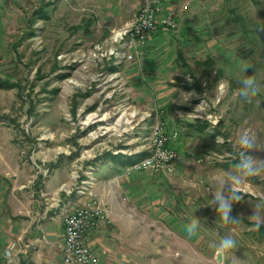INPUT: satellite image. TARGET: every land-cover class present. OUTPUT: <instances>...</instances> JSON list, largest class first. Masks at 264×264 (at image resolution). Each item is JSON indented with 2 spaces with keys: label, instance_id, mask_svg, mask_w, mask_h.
I'll return each mask as SVG.
<instances>
[{
  "label": "crops",
  "instance_id": "0c3cea01",
  "mask_svg": "<svg viewBox=\"0 0 264 264\" xmlns=\"http://www.w3.org/2000/svg\"><path fill=\"white\" fill-rule=\"evenodd\" d=\"M66 1L69 0L42 1L29 17L31 25L50 20L47 12L56 13ZM71 1L81 9L75 30L91 37L94 26L102 25L98 37L105 41L114 30L132 23L143 2ZM67 3L65 8L70 9ZM166 4L176 10L177 30H156L139 46V59L119 63L118 74L125 82L131 109L140 116L134 135H149L157 116L165 121L168 131L178 130V138L171 141L180 156L175 172H126L128 166L148 155V142L127 153L106 145L98 152H90L99 155L93 162L94 158L75 156L68 143L51 149L38 145L26 152L9 143V132L0 131V252L17 241L20 252L14 264H63V217L90 198L99 200L107 211V221L95 227L87 238L99 264H202L201 226L205 212L203 196L195 190L199 191L204 179L196 170L198 156L211 152L217 142H226L215 134L217 122L225 118L226 111L223 115L219 110L223 98L217 104L215 94L211 98L206 95V81L197 89L184 76L185 72L187 75L195 71L184 49L194 44L195 54L200 55L206 47L200 44L201 34L190 33V16L187 10H181L184 3L178 6L176 0H166ZM57 18L62 17L54 16ZM61 49L60 46L58 56L62 57L71 51ZM83 148L93 147L87 144ZM75 164L81 167V180L88 178L84 172L91 171L93 177L85 195L77 194L70 177ZM45 170L49 173L46 177L42 174ZM63 186L71 193L62 190ZM210 202L211 199L209 206ZM211 211L209 208L205 215L208 220L204 217V226H215L210 217H215V212ZM193 221L199 224L197 233L188 236L185 225ZM214 260L217 262L216 256Z\"/></svg>",
  "mask_w": 264,
  "mask_h": 264
},
{
  "label": "rangeland",
  "instance_id": "374dc122",
  "mask_svg": "<svg viewBox=\"0 0 264 264\" xmlns=\"http://www.w3.org/2000/svg\"><path fill=\"white\" fill-rule=\"evenodd\" d=\"M42 1L46 0H0V131L9 132V143L26 152L38 145L51 149L68 143L75 156L94 158L93 162L99 155L92 153L106 145L127 153L149 144L150 134L134 135L140 116L129 105L125 82L118 74L120 64L110 57L94 56L97 44L109 47L108 40L98 37L102 25L94 26L91 37L75 30L81 9L69 0L56 13L47 12L50 20L33 26L29 17ZM176 1L178 6L188 4L190 33L201 34L200 44L206 47L200 55L195 54L194 44L184 49L195 71L183 74L189 80L193 76L206 81V95L211 98L215 94L217 104L223 98L218 106L223 115L226 111L215 129L218 140L226 142H217L211 152L198 156L200 167L196 170L204 179L199 191L195 190L203 196L205 212L202 264H218L210 245L223 236H231L236 247L222 264H264V235L249 219L253 212L264 213L259 207L264 203V174L250 177L242 187L243 199L233 205L231 213L239 218L237 224L224 225L216 213L210 216L215 226H204L203 222L212 209L208 205L211 193L219 186L215 178L234 171L238 134L251 130L256 154L264 156V0ZM231 13H237L234 21ZM60 46L63 52V48L71 50L67 57L58 56ZM247 65L251 66L244 72ZM246 76L255 77L259 92L250 102H236L233 93ZM224 82L230 87L221 92ZM106 130L110 132L105 134ZM87 144L93 148H83ZM211 212L214 214L213 209Z\"/></svg>",
  "mask_w": 264,
  "mask_h": 264
},
{
  "label": "built area",
  "instance_id": "2783aa9c",
  "mask_svg": "<svg viewBox=\"0 0 264 264\" xmlns=\"http://www.w3.org/2000/svg\"><path fill=\"white\" fill-rule=\"evenodd\" d=\"M188 4H183L181 10H187ZM147 22L150 26H146ZM178 28L176 10L168 7L166 0H151L150 7L145 6L143 0L141 7L135 14L132 23L122 29L114 31L109 37V47L106 48L97 44L94 56L110 57L115 63L122 60L132 61L139 59L141 54L139 46L156 31L173 32ZM157 116V112L155 114ZM148 117L150 114L147 115ZM178 130H167L164 120L157 116L151 126L149 144L147 146L148 155L132 163L126 172L152 171L169 175L175 172L180 156L177 150L171 145L172 140L178 138ZM92 170V169H91ZM81 167L75 164L70 173L75 190L78 195H85L89 185L92 184L93 177L90 172H84L88 178L81 180ZM43 176H48V170L42 172ZM62 190L68 194L64 186ZM43 197L45 194H41ZM107 221V211L96 198H90L87 202L75 208L63 217V239L61 243L63 264H99L98 256L89 247L87 238L89 233L100 223ZM20 247L17 241L10 242L0 252V264H14L18 259Z\"/></svg>",
  "mask_w": 264,
  "mask_h": 264
},
{
  "label": "clouds",
  "instance_id": "9594fccd",
  "mask_svg": "<svg viewBox=\"0 0 264 264\" xmlns=\"http://www.w3.org/2000/svg\"><path fill=\"white\" fill-rule=\"evenodd\" d=\"M151 0H145V6L150 7ZM146 26H150L145 22ZM247 65L243 71L250 67ZM240 87L233 93V100L236 102H250L259 92V86L254 76H246L240 82ZM230 85L224 82L220 85L221 92L228 89ZM235 146L238 154L237 162L234 165V171L215 178L218 187L211 193L212 199L210 206L219 216L224 225H234L239 222L238 217L231 215L233 205L243 199L241 189L250 177L264 174V156L256 154V139L251 130H245L238 134L235 140ZM264 209V203L259 205ZM254 222V227L259 230L264 224V213L253 212L249 217ZM198 222L193 221L185 225V231L188 236H194L197 233ZM236 247V241L231 236L220 237L218 242L210 245L213 254L218 259H223L226 254Z\"/></svg>",
  "mask_w": 264,
  "mask_h": 264
},
{
  "label": "trees",
  "instance_id": "16d2710c",
  "mask_svg": "<svg viewBox=\"0 0 264 264\" xmlns=\"http://www.w3.org/2000/svg\"><path fill=\"white\" fill-rule=\"evenodd\" d=\"M231 15H232V20L234 21V18L233 17H235L236 15H237V13H231ZM238 20V19H237ZM236 20V21H237ZM235 21V22H236ZM238 22V21H237ZM224 51V50H223ZM207 60H210V56H208L207 58H206ZM207 60H206V62H207ZM207 64V63H206ZM207 65H209V64H207ZM190 73H193V72H190ZM61 77H64V76H61ZM192 83H191V86H193V87H195V88H199L200 87V85H201V83L203 82H201L199 79H197L196 77H193L192 76ZM215 82H217V81H215ZM215 134H216V132H215ZM214 136V135H213ZM259 230L261 231V232H263V234L262 235H264V226H261L260 228H259Z\"/></svg>",
  "mask_w": 264,
  "mask_h": 264
},
{
  "label": "water",
  "instance_id": "95a60500",
  "mask_svg": "<svg viewBox=\"0 0 264 264\" xmlns=\"http://www.w3.org/2000/svg\"><path fill=\"white\" fill-rule=\"evenodd\" d=\"M216 260H217V262H221L222 259H218V258L216 257Z\"/></svg>",
  "mask_w": 264,
  "mask_h": 264
},
{
  "label": "bare ground",
  "instance_id": "6f19581e",
  "mask_svg": "<svg viewBox=\"0 0 264 264\" xmlns=\"http://www.w3.org/2000/svg\"><path fill=\"white\" fill-rule=\"evenodd\" d=\"M89 120H90V119H89ZM89 120H88V121H89ZM90 121H94V120L92 119V120H90Z\"/></svg>",
  "mask_w": 264,
  "mask_h": 264
}]
</instances>
